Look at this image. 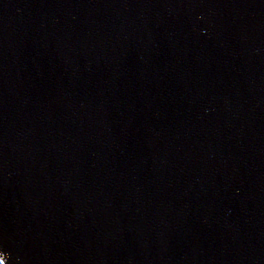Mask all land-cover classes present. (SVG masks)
Masks as SVG:
<instances>
[{"label": "water", "instance_id": "water-1", "mask_svg": "<svg viewBox=\"0 0 264 264\" xmlns=\"http://www.w3.org/2000/svg\"><path fill=\"white\" fill-rule=\"evenodd\" d=\"M1 264H264V0H0Z\"/></svg>", "mask_w": 264, "mask_h": 264}, {"label": "trees", "instance_id": "trees-1", "mask_svg": "<svg viewBox=\"0 0 264 264\" xmlns=\"http://www.w3.org/2000/svg\"><path fill=\"white\" fill-rule=\"evenodd\" d=\"M1 264V263H0Z\"/></svg>", "mask_w": 264, "mask_h": 264}]
</instances>
